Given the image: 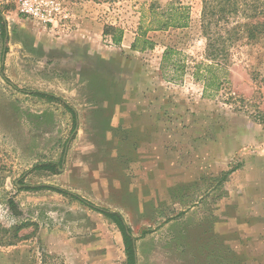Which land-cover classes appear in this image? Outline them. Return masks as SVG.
I'll return each instance as SVG.
<instances>
[{
  "label": "rangeland",
  "instance_id": "374dc122",
  "mask_svg": "<svg viewBox=\"0 0 264 264\" xmlns=\"http://www.w3.org/2000/svg\"><path fill=\"white\" fill-rule=\"evenodd\" d=\"M58 1L68 17L53 27L0 0V242L37 228L0 244V264H125L121 233L93 208L123 217L136 264H264V35L231 31L263 22L264 0H240L236 16L207 4L205 20L203 0ZM176 7L187 27L149 31L154 48L133 52L140 23ZM209 39L226 56L216 93L194 76Z\"/></svg>",
  "mask_w": 264,
  "mask_h": 264
},
{
  "label": "trees",
  "instance_id": "16d2710c",
  "mask_svg": "<svg viewBox=\"0 0 264 264\" xmlns=\"http://www.w3.org/2000/svg\"><path fill=\"white\" fill-rule=\"evenodd\" d=\"M216 4V8H218L217 13H220V16L223 15H238L239 12V6H240V0H203V18H208L209 14L213 15L215 14L212 12L214 10V6L209 9L207 4ZM255 8L253 7L254 15H251L248 18L256 19L257 13H255ZM186 7H176L172 9L168 13H159V15L162 17L161 19H153L151 23H149L148 26L144 27L143 23H140L138 28V33L136 38L131 42L130 48L133 52H145L147 50H152L154 48V45L152 41H150L147 38V32L149 31H158V30H167V29H182L187 27L188 25V13L186 12ZM209 13H207V12ZM152 14L156 15V12L152 11ZM212 17V16H211ZM203 31L205 32L207 29H209L210 24L208 23L205 25L203 24ZM0 28L1 33L3 37L6 34V22L3 20L2 15L0 13ZM239 29H242L244 31V38L246 39V42L254 41L257 36L264 35V21L259 22H248L244 23L242 25L235 26L231 31L235 34ZM103 37L106 38L108 36H111V42L114 45H120L121 39H122V32L119 30L114 29L113 27H105L103 30ZM207 34V33H206ZM207 36V35H206ZM223 45L221 42H214L212 39H209L207 43V49L205 53V63H200L196 67L194 76L197 80L202 82V85L204 87V91L208 92L209 90H213L214 93L218 92L222 88L223 82L221 79L217 78L215 76V72L223 70L224 61H225V55L223 51H221L219 48ZM223 47V46H222ZM173 53L172 49H166V51L163 53V59L167 61V58L169 55ZM225 56V57H224ZM202 70L203 72L201 73ZM30 94V93H28ZM206 94V93H205ZM32 96L42 98L48 101H56L61 102L59 98L52 94L47 93H41V92H31ZM65 108L73 113V110L69 108L67 105H65ZM35 170H47L52 173H57L58 169L56 168L55 163H41L34 167ZM43 188H49L52 189L58 193L67 194L74 199L78 200V197L71 195L65 191H62L60 189H56L54 187H43ZM28 190H31V188H27ZM38 189V188H37ZM93 208V207H92ZM94 211H97L99 214L103 215L107 220H109L111 223H113L119 230V232L122 235L123 245H124V252L126 255V261L125 264H136V246L135 245V239L131 235V231L129 227L126 225L123 217L117 213L112 212L108 210H102L93 208ZM28 226H31L27 223H22L17 227H14L13 229H2L1 232L4 233V239L0 244L2 246H14L17 242L28 240L30 237H32L36 233V227L32 231L30 235L21 237L19 234L23 228H26ZM48 259H55L54 255L44 254V264H46ZM49 263V262H48Z\"/></svg>",
  "mask_w": 264,
  "mask_h": 264
},
{
  "label": "built area",
  "instance_id": "2783aa9c",
  "mask_svg": "<svg viewBox=\"0 0 264 264\" xmlns=\"http://www.w3.org/2000/svg\"><path fill=\"white\" fill-rule=\"evenodd\" d=\"M17 12L23 18L53 27L68 17L58 0H20Z\"/></svg>",
  "mask_w": 264,
  "mask_h": 264
},
{
  "label": "flooded vegetation",
  "instance_id": "af4514ba",
  "mask_svg": "<svg viewBox=\"0 0 264 264\" xmlns=\"http://www.w3.org/2000/svg\"><path fill=\"white\" fill-rule=\"evenodd\" d=\"M5 35H7V31H6V34Z\"/></svg>",
  "mask_w": 264,
  "mask_h": 264
},
{
  "label": "water",
  "instance_id": "95a60500",
  "mask_svg": "<svg viewBox=\"0 0 264 264\" xmlns=\"http://www.w3.org/2000/svg\"><path fill=\"white\" fill-rule=\"evenodd\" d=\"M3 18V17H2ZM3 20H5L4 18H3Z\"/></svg>",
  "mask_w": 264,
  "mask_h": 264
},
{
  "label": "crops",
  "instance_id": "0c3cea01",
  "mask_svg": "<svg viewBox=\"0 0 264 264\" xmlns=\"http://www.w3.org/2000/svg\"><path fill=\"white\" fill-rule=\"evenodd\" d=\"M84 40V39H83Z\"/></svg>",
  "mask_w": 264,
  "mask_h": 264
}]
</instances>
